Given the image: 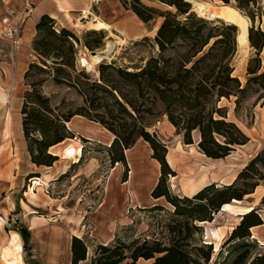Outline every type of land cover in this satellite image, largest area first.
<instances>
[{
	"label": "trees",
	"instance_id": "obj_1",
	"mask_svg": "<svg viewBox=\"0 0 264 264\" xmlns=\"http://www.w3.org/2000/svg\"><path fill=\"white\" fill-rule=\"evenodd\" d=\"M159 1L175 6L176 12L161 11L145 5L142 0H120L125 8L132 10L146 24L159 16L164 18L155 37L159 55L149 58L138 71L118 66L115 61L101 62L98 66L99 79L78 68L77 46L82 43L91 50L103 46V31L91 29L87 36L93 35L95 38L84 36L82 41L73 30L60 25L49 14H43L35 26L32 48L38 60L31 61L25 71L24 78L29 87L22 95L21 106L22 129L31 161L37 166H52L59 155L52 153L50 148L67 138H73L74 133L69 129L68 122L75 115H84L100 122L115 134L110 146V159L114 165L127 163L126 150L139 139L149 143L152 157L161 165V174L152 195L155 198L165 197L175 206L174 214L184 218L169 225L170 235L164 239L145 238L126 242L116 238L110 243L99 244L91 264H139L141 258L151 259L150 264H209L214 245L201 244L195 238L194 235L202 230L200 223L211 222L223 205L243 200L246 195L254 193L260 184L261 177H257L255 171H258V165L264 168V148L231 183L221 186L212 182L192 196L183 197L172 195L166 185L168 176H175L176 171L167 160L168 148L165 143L148 130L150 117L158 113L167 114L177 133L183 134L186 144L194 143L192 133L199 129V149L211 158H225L237 146L250 142V136L229 119L228 107L219 106V102L224 97L237 96V114L240 101L252 83L262 88L261 96L264 98V70L260 72L264 32L250 28L249 38L256 48V56L249 62L247 85L243 87L241 79L234 75L235 67L232 65L237 50V26L228 24L226 31L218 34L217 26L191 11L189 1ZM237 1L238 7L246 10L257 2ZM180 15H185L186 19L181 20ZM249 15L255 21L256 14ZM256 34L259 39H256ZM169 49L176 50V56H167L165 53ZM48 79L56 84L77 88L87 105L76 112H61L42 90ZM27 176H34V172ZM249 177L259 179L253 182L246 180L241 186L240 182ZM157 207L160 206H153ZM263 223L256 208L242 215L222 244L219 255L223 247L229 244L232 248L228 255L232 254V258L228 264H264V251L257 249L251 254L254 244L249 242V239H254L252 228ZM19 233L27 248L29 228H22ZM86 258L85 240L73 236L72 264H79Z\"/></svg>",
	"mask_w": 264,
	"mask_h": 264
},
{
	"label": "rangeland",
	"instance_id": "obj_2",
	"mask_svg": "<svg viewBox=\"0 0 264 264\" xmlns=\"http://www.w3.org/2000/svg\"><path fill=\"white\" fill-rule=\"evenodd\" d=\"M204 1L226 3L238 8L243 15L249 18L250 28L254 27L255 31L264 32V0L252 3L248 10L239 8L237 0ZM142 2L161 11L176 12L177 10L175 6H170L159 0H142ZM190 4L191 11L197 17H202L199 11L193 9V3L190 2ZM249 13L256 14L255 21L252 20ZM27 17L25 13L21 14L15 23L3 19V24L0 25V91L9 101H3L0 95V146L9 144L6 146L4 156L2 157L3 153L0 154V264H6L1 257V252L3 247L9 243L12 232H19L22 228L30 230L27 248L24 247L23 241V256L27 264H72L73 236L83 238L87 245V258L79 264H91L99 244L110 243L116 238L131 242L134 239L153 240L168 237L170 235L169 225L184 218L174 214L175 206L165 197H153L152 192L159 180L161 165L157 159L152 157L149 143L142 138L132 148H129L128 153L126 152L127 163L114 165L110 159V146L115 134L100 122L78 114L71 119L72 123L68 122V127L74 133V137L67 138L50 148L51 152H57L60 155L55 162L58 166L54 173L49 175L50 169L46 165H41L38 166L39 169H35L34 176L27 178L28 176L23 174L24 170L20 171L16 168V156H14L13 150L20 149L25 145L23 136L18 135L22 123V95L29 87L24 74L29 63L38 60L34 52L28 54L26 58H16L15 55L21 30ZM179 18L185 20L186 16L180 15ZM205 19L211 25L218 27L216 30L218 34L224 33L225 26L230 24L223 20ZM163 20L164 18L159 16L151 23L141 24L146 30V35L136 41H128L112 28L98 30L105 34L104 43L103 46L93 50L103 52L107 41H117L122 38L125 39V42L117 44L111 56L101 60H93L92 50L82 43L79 44L77 46L78 68L91 74L94 79H99L98 66L101 62L115 61L118 66L130 71L142 69L149 58L159 55V46L155 37L158 31L156 29L159 28ZM99 21L103 20L93 21L91 17H85L73 24L69 19L68 28L73 30L82 41L84 36L93 39L95 36H87V32L94 29L92 27L94 22ZM17 23H21L18 35L15 33L12 36L8 35L9 28L16 27ZM134 24H138L137 21ZM222 36L219 35V37ZM255 37L259 39V35L256 34ZM165 54L176 56V50L169 49ZM255 56L256 48L251 41L244 49L237 46L232 65L235 67L234 75L241 79L243 87L247 85L249 62ZM260 58L262 65L260 72H262L264 70V47ZM42 90L50 96L52 105L58 107L61 112H76L87 105L84 96L77 88L56 84L52 79H48L43 84ZM262 94L263 90L258 84L249 85L237 108V114L235 111L237 96L222 98L219 106L228 107L229 119L246 130L251 135L252 141L245 147L237 146L230 155L217 160L207 159L202 153L204 158L212 163L207 166V169H204L206 172L203 174L199 170L194 172L193 179L202 177L199 180L202 182L205 177L215 178L225 182L217 183L221 186L228 182L231 183L232 178H237L244 167L264 148V98H262ZM10 101H12L11 106ZM19 101L21 102L20 106ZM7 110L12 111L13 115L6 116L7 124L3 129ZM91 112L94 114L93 110ZM11 129H13V136L6 138ZM148 130L158 140L165 143L168 151L170 147L176 149L179 146L181 148L179 145L181 143L188 152H192V154L195 152V149L190 151L189 144L183 141V134L177 133L176 127L170 122L167 114L158 113L150 117ZM14 133H16V137H14ZM192 134L194 142L200 140L199 129L194 130ZM79 147L83 148V157L80 158L81 161L75 162L76 156L74 154L67 155L66 149L76 150ZM20 152L24 156L20 164L26 168L30 164L29 159L25 161V154L28 152L27 144L21 148ZM61 156L73 158V161ZM67 165L69 167L64 172L63 169ZM170 166L172 167V165ZM198 166L202 167V164H198ZM257 168L258 171L255 172L261 179L249 177L240 182L241 186H244L242 184L246 180L253 182L259 179L260 184L254 193L246 195L241 202H231L233 205L230 203L231 206L224 207L225 211H218L210 223H200L203 227L200 232L194 235L195 238L201 244L216 241V247L215 250L213 248L209 264H228L230 262L232 254L228 255V251L232 246L227 244L223 247L220 255L218 250L221 238L224 237L220 249L231 233L229 230L236 224L239 217L236 214L240 215L245 209L252 206L256 208V212L264 222V205L262 204L264 168L260 165ZM21 175L25 177L23 185L13 190L9 189V182H16ZM252 176L256 175L252 174ZM176 181L178 182V180ZM173 184L169 175L166 185L171 194L183 197L185 194L174 189ZM155 205L160 207L153 208ZM117 220L120 223L116 225ZM218 227L222 228L218 229ZM254 232L256 237L252 228L251 233L254 239H249V242H252L254 247H252L251 254H254L257 249L264 251V223L259 229H254ZM226 257L227 260H225ZM151 262V259L144 258L138 261L139 264H150Z\"/></svg>",
	"mask_w": 264,
	"mask_h": 264
},
{
	"label": "crops",
	"instance_id": "obj_3",
	"mask_svg": "<svg viewBox=\"0 0 264 264\" xmlns=\"http://www.w3.org/2000/svg\"><path fill=\"white\" fill-rule=\"evenodd\" d=\"M1 1V7H0V25L3 24V19H8L11 21V23H15L18 16H20L23 12H27V18L26 21L22 27L21 34L19 37V45L16 48V58L28 56V54H31L33 51L32 48V42L34 39V36L36 34L35 26L37 22L39 21L40 17L43 14H49L50 16L57 19L58 23L62 26L68 27L69 19H71L73 24L77 23V20L84 19L85 17H91L93 21L97 19H101L104 22H107L109 25H111L112 30L119 33L122 37L126 38L128 41H136L138 39H141L143 36L146 35V30L143 29L141 24L143 25V21L130 9L125 8L120 0H0ZM85 12H89L87 16H85ZM137 21L138 24H134V22ZM158 28L156 29V31ZM1 99L3 101L6 100L5 95L1 93ZM23 99V98H22ZM20 100V99H19ZM6 102H9L6 100ZM10 101V106H11ZM23 102V101H22ZM19 101V106H20ZM13 115L12 111H6V116ZM12 120V118H11ZM72 123V120L70 121ZM4 129V127H3ZM2 129V132H3ZM244 130V129H243ZM246 133L247 131L244 130ZM248 134V133H247ZM3 135V134H2ZM16 133H14V137ZM18 135L20 137L23 136V129H22V123L21 127L19 128ZM251 136L250 134H248ZM13 136V129H11L10 133L6 136V138H11ZM252 141V140H250ZM25 145L26 141L24 140ZM249 142L242 146H247ZM9 145L6 143V145L1 144L0 146V154H2V157L4 156V152L6 150V146ZM23 145V146H25ZM181 148L177 146L176 149L169 148L167 158L172 165L173 169L177 171V175L171 176L173 181V188L177 189L178 191L184 193L185 195H193L196 193L199 189H201L203 186L215 182V183H225L224 181L217 180L215 178L211 179L210 177H205L204 181H199L201 179H193L194 172L198 171L203 174L206 172L207 166L210 165L212 162L206 160L212 159L217 160L218 158H211L206 156L204 158L202 152L199 149L198 141L194 142L193 144H189L190 151L195 149V154L192 152H188L187 149L179 143ZM23 146L21 148H23ZM21 148L13 150L14 156H16V168H18L20 171H23V174L27 176L29 173L34 172L35 169H39V167L31 161V157L29 152L25 154L27 161L30 160V164L24 168L20 162L24 159V156L21 155ZM129 149L126 150L128 153ZM54 154L59 155L57 152H52ZM191 153V154H190ZM60 156V155H59ZM64 159H69L73 161V158H69L66 156H61ZM198 164H202V167H199ZM204 164V165H203ZM58 165L55 163L54 166H47L50 170L48 171V174H52L55 172V169ZM69 167L68 165L64 167L63 171H66V168ZM16 170V169H15ZM47 177V176H46ZM235 177L232 178L231 181L234 180ZM25 177L22 175L16 180V182H9L10 187L9 189L13 190L17 187H21L24 183ZM48 179L46 178V181ZM52 180V179H51ZM50 180V181H51ZM178 180V182L176 181ZM229 183V182H228ZM241 202V200H239ZM233 205V203H231ZM225 205H223L224 207ZM250 206V205H249ZM221 208L222 211H225ZM244 207V206H241ZM247 212H243L242 214H236V216H239V221L241 220V215H244ZM120 223L119 220L116 221V225ZM205 223H210L206 221ZM203 223V224H205ZM239 223V222H238ZM236 223V225L238 224ZM1 224V223H0ZM261 225L253 227V233L254 229H259ZM222 227H218L220 229ZM217 229V228H216ZM217 229V230H218ZM232 231V230H229ZM224 238V237H222ZM219 243V250L221 246V241ZM214 250L216 247V241L213 242ZM218 250V251H219ZM2 259L6 262V264H27L24 260L23 256V240L19 232L13 231L12 235L9 239V243L3 247L1 252Z\"/></svg>",
	"mask_w": 264,
	"mask_h": 264
},
{
	"label": "bare ground",
	"instance_id": "obj_4",
	"mask_svg": "<svg viewBox=\"0 0 264 264\" xmlns=\"http://www.w3.org/2000/svg\"><path fill=\"white\" fill-rule=\"evenodd\" d=\"M190 2L193 3V9L199 11L202 17H205L208 19L220 18L221 20L226 21L227 23L236 25L238 27V35H237L238 44L243 49L249 45L250 20L248 17L243 15L239 11L238 8H235L232 5L226 4V3L224 4L223 3H211L208 1H204V0H191ZM87 14H89V12H85L84 15L87 16ZM92 27L96 30H103V29L109 30L111 28V26L107 22H104V21H99L97 23L94 22V25ZM107 42L108 43L105 49L103 50V52L92 54L93 60H98V59L101 60L106 57L108 58L109 56H111L112 52L116 48V45L123 44L125 42V39L121 38L120 40H117V41H107ZM88 65L91 66V64H88ZM6 124H7V117L5 118L4 128ZM66 154L67 155L74 154L76 156L74 161L79 162L83 154V148L79 147L76 150H74L73 148H67ZM233 202H239V201L234 200ZM229 205L230 204H226L224 207H227V206L229 207ZM252 209H253L252 206L248 207L247 209L244 210V212H248ZM240 217H242V215ZM239 219L240 218L238 217L236 223L240 222ZM235 227H236V224L231 227V230H233Z\"/></svg>",
	"mask_w": 264,
	"mask_h": 264
},
{
	"label": "built area",
	"instance_id": "obj_5",
	"mask_svg": "<svg viewBox=\"0 0 264 264\" xmlns=\"http://www.w3.org/2000/svg\"><path fill=\"white\" fill-rule=\"evenodd\" d=\"M28 10L26 12H23L22 15L25 13L27 14ZM20 28H21V23H17V26L16 27H12V28H9V31L7 32L8 35L12 36L14 33L15 35L19 33L20 31Z\"/></svg>",
	"mask_w": 264,
	"mask_h": 264
},
{
	"label": "water",
	"instance_id": "obj_6",
	"mask_svg": "<svg viewBox=\"0 0 264 264\" xmlns=\"http://www.w3.org/2000/svg\"><path fill=\"white\" fill-rule=\"evenodd\" d=\"M210 20H214V19H210ZM215 20H221V19H220V18H217V19H215ZM249 34H250V33H249ZM237 46H238L239 48H242V47H240V45L238 44V42H237ZM91 53H92V54H97L98 51H96V50H92Z\"/></svg>",
	"mask_w": 264,
	"mask_h": 264
}]
</instances>
